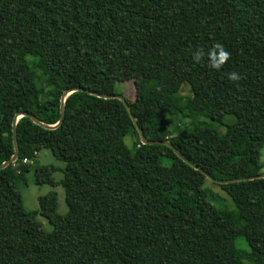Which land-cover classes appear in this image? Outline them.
<instances>
[{"label": "trees", "instance_id": "1", "mask_svg": "<svg viewBox=\"0 0 264 264\" xmlns=\"http://www.w3.org/2000/svg\"><path fill=\"white\" fill-rule=\"evenodd\" d=\"M215 43L230 53L221 68L194 59ZM125 81L130 100L116 91ZM73 88L122 96L147 140L214 179L258 176L264 0H0V164L14 153V116L55 125ZM15 131L18 158L0 170V264H264V178L214 183L233 207L212 205L206 177L141 144L119 100L73 92L60 125L23 116ZM44 149L63 167L31 169ZM30 171L51 187L62 173L67 213L54 191L24 208Z\"/></svg>", "mask_w": 264, "mask_h": 264}, {"label": "rangeland", "instance_id": "2", "mask_svg": "<svg viewBox=\"0 0 264 264\" xmlns=\"http://www.w3.org/2000/svg\"><path fill=\"white\" fill-rule=\"evenodd\" d=\"M116 91L120 93L125 99H132L133 95V88L131 81H125L121 84H117ZM125 148H129L131 145V140L129 138H125L124 141ZM260 162L263 166L262 168V174L264 173V147L261 150L260 155ZM30 164V163H27ZM52 165L57 168L63 167V163L56 160L51 152L47 149L41 150L38 152V154L35 156V160L33 164L31 165V169L35 166H48ZM62 173L60 171H55L52 174V178L56 185L54 187H51L49 185H37L34 183L33 173L32 171L25 174L26 181L23 185L19 186V191L22 196V201L24 208L28 211H36L38 210V197L43 196L47 194L50 191H54L57 194V213L60 215H64L69 210V205L65 202L64 198V189L63 187L58 184L59 181L62 179ZM205 189H208L211 191L212 195L208 197L209 202L216 206V207H223V208H232L233 203L227 196V194L221 190L220 187L215 185L214 183L207 180L204 183L203 186ZM214 206L210 207L207 210V213L209 216L214 217L216 214V210L214 209ZM37 220L42 225V228L46 232L51 231V226L47 223V221L41 217L40 215L37 216ZM235 251V250H234ZM236 251H239V249L236 248ZM238 253V252H237ZM239 254V253H238Z\"/></svg>", "mask_w": 264, "mask_h": 264}, {"label": "water", "instance_id": "3", "mask_svg": "<svg viewBox=\"0 0 264 264\" xmlns=\"http://www.w3.org/2000/svg\"><path fill=\"white\" fill-rule=\"evenodd\" d=\"M77 91L87 92L88 94H91V95H94L96 97L103 98V99H117L120 102H122L124 107L126 108L128 114H129L130 118H131V121H132L136 131H137V134H138V137H139V140H140L141 144L167 146L168 148H170L173 151V153L180 160H182L185 164H187L188 166H190L194 170L199 171L200 173H202L206 177V179L209 180L212 183H215V184H218V185H225V184H230V183H235V182L250 181V180L263 179L264 178V173H263V174H260L258 176H253V177H248V178L244 177V178H236V179H230V180H217V179H214L208 173L202 171L197 165H195L190 160H188L186 157H184L171 143H169L167 141H149V140H147L144 137V135L142 134V131L139 128L135 118L133 117L128 104L125 102V100H124V98L122 96H120V95L110 96V95H107V94H97V93L89 92V91H87L85 89H82V88H73V89H70V90H66V91H64L62 93L61 99H60V118H59V121L57 122V124H55V125L51 126V125L42 124L33 115H30V114L18 113V114L15 115L14 118H13V121H12V141H13L14 153L8 160H6L2 164H0V170H2L3 168H5V167H7V166H9L11 164H13L18 158L19 149H18V146H17L16 131H15L16 121L20 117L27 116L35 124L41 125L42 127L46 128V129H53V128L57 127L58 125H60L62 120H63V117H64V100H65V98L69 94H71L73 92H77Z\"/></svg>", "mask_w": 264, "mask_h": 264}, {"label": "clouds", "instance_id": "4", "mask_svg": "<svg viewBox=\"0 0 264 264\" xmlns=\"http://www.w3.org/2000/svg\"><path fill=\"white\" fill-rule=\"evenodd\" d=\"M205 55L208 57L209 66L215 69L221 68L230 58V53L225 50L221 43H215L206 54L203 49L197 50L194 59L199 62ZM228 79L237 82V86H239L238 82L241 76L237 72H231L228 74Z\"/></svg>", "mask_w": 264, "mask_h": 264}]
</instances>
